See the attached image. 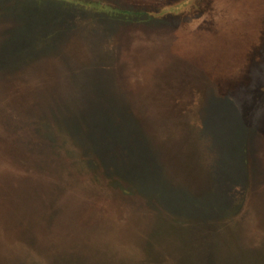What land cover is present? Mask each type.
Returning a JSON list of instances; mask_svg holds the SVG:
<instances>
[{"label":"rangeland","instance_id":"1","mask_svg":"<svg viewBox=\"0 0 264 264\" xmlns=\"http://www.w3.org/2000/svg\"><path fill=\"white\" fill-rule=\"evenodd\" d=\"M0 264H264V0H0Z\"/></svg>","mask_w":264,"mask_h":264},{"label":"crops","instance_id":"2","mask_svg":"<svg viewBox=\"0 0 264 264\" xmlns=\"http://www.w3.org/2000/svg\"><path fill=\"white\" fill-rule=\"evenodd\" d=\"M30 8H38V9H43L45 6V4L43 3V5H39V4H35V3H29L28 4ZM95 11V10H94ZM99 13V17H92V18H96L95 20H93V22L91 23H85V25L81 26H77L76 28H73V30H71V33H75L78 32L79 30L83 31L85 30L87 32V36L86 39L88 38H92L94 35H98L100 33H102L103 35H98L96 37H98L99 42L97 43V54L96 55L98 57L99 60H102L103 63H112V64H121L123 62L118 63V60L120 59V57H125V55H121V53L125 52L124 50L122 51V49L120 50V44H121V37H124L125 34L122 33L124 31H128L130 28H132L133 26H136V22L134 23H128V24H124V23H114V22H110V20L108 18H105L104 16H101L100 12H94V14ZM109 17V16H106ZM150 26H147L149 29L151 30H157L160 29L159 27L161 25L156 24V23H150L147 24ZM26 25H22V29L23 31L25 30ZM117 29L120 28V29ZM111 29H115L117 31H119L120 33H115V34H111ZM68 33V32H67ZM23 38L25 39V34H22ZM65 37H69L67 34ZM154 48L156 47H150V46H144L142 48V52L141 54H145L146 52H155L158 53L160 51H152ZM162 50V49H161ZM129 55V54H128ZM146 55V54H145ZM134 56V55H132ZM126 61V60H125Z\"/></svg>","mask_w":264,"mask_h":264}]
</instances>
